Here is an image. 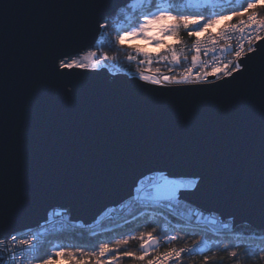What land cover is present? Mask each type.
I'll list each match as a JSON object with an SVG mask.
<instances>
[{"label":"snow or ice","instance_id":"6c2138e0","mask_svg":"<svg viewBox=\"0 0 264 264\" xmlns=\"http://www.w3.org/2000/svg\"><path fill=\"white\" fill-rule=\"evenodd\" d=\"M152 4L153 0H136L128 6L146 10L140 11L135 20L128 17V27L118 30L115 43L123 45L126 37L149 38L147 33L155 24L161 25L165 36H178L182 30L193 26L196 31L188 34L195 38L191 49L195 54L191 56V66L179 76L140 71L139 78L152 85H188L203 84L209 75L228 84L225 78L231 77L237 83L230 94L221 98L170 100L92 89L72 73L62 70L99 69L107 61L118 59L119 51L114 55L89 51L77 59L60 51V45L92 20L102 30L109 27L113 13L100 11L103 0H80L67 5L78 11L53 25L39 23L31 19L32 16L12 23V10L18 4L9 0L0 3V48L4 55L0 71V105L3 108L0 131L4 137L0 142V233L10 226L18 213L53 187L71 184L78 190H88L105 184L156 146H163L171 166L185 171L174 172L168 168L148 176L141 173L143 178H137L135 201L144 209L161 213L167 210L171 214L181 205L182 196L204 192L209 198L226 197L241 207L258 205L260 220L264 223V45L258 44L264 40L261 35L264 0H246V6L239 11L228 10L223 17L215 14L207 18L202 14H187L170 3L157 4L154 9ZM199 4L200 0H189L188 6L199 7ZM125 11L120 9L122 13ZM229 16L239 18L238 24L226 27L218 36L209 31L220 19ZM168 21L172 23H166ZM237 30L242 35L250 30L247 50L245 43L231 49L233 58L227 64L209 65L201 59L202 46L207 41H211L213 47L204 48L205 55L216 50L214 46L218 40H230L229 33ZM201 31L206 33L203 39L197 36ZM253 41L257 42L256 46ZM141 51L136 49L137 55ZM183 53V48L178 51L170 45L161 58L168 60L170 54L172 63L179 66L182 59L187 60ZM143 55L151 64L152 54L143 51ZM257 55L260 56L258 65L255 63ZM127 59L131 61L135 57L129 55ZM209 67L211 73L207 71ZM197 68L193 76V69ZM49 97L55 100L58 118L62 119L59 113H75L77 123L93 122L95 134L79 154L68 151L67 146L50 153L41 152L31 138L15 147L8 144L10 99L21 103L25 109L26 116L20 118V126H17L20 141H24L33 121L43 110V101ZM105 128L114 129V132L104 134ZM184 206L190 208L188 204ZM192 215L197 220L202 217V213ZM212 223L215 224V220ZM78 227L83 229L85 224L80 223ZM156 233V227L138 233H121L114 242L109 239L92 245L93 251H85V246H76L73 250L63 244L54 245L39 257L36 253L42 241L38 235L18 239L17 235L9 233L7 239L14 242L10 264H25L30 259L38 260V264H54L60 257L69 258L71 264H119L121 259H130L133 264H177L182 254L194 255L213 249L227 252L236 264L242 256L259 255L264 259V247L239 237L227 243L209 244L201 235L185 247L160 253V238ZM177 239V235L164 237L169 244ZM130 241L141 242L139 253L128 250ZM242 243L243 249L240 248ZM0 249H9L3 238H0ZM213 259V256L204 255L203 264H211Z\"/></svg>","mask_w":264,"mask_h":264},{"label":"water","instance_id":"95a60500","mask_svg":"<svg viewBox=\"0 0 264 264\" xmlns=\"http://www.w3.org/2000/svg\"><path fill=\"white\" fill-rule=\"evenodd\" d=\"M132 0H103L104 6L100 11L104 14L112 12L115 14L121 7L126 6ZM4 0H0L3 3ZM17 3L18 7L12 10V23H19L25 17L32 16L31 19L39 23L53 25L64 16L76 13L78 10L67 7V5L80 2V0H9ZM103 20L100 22L102 23ZM99 25L92 20L83 25L70 39L61 42L60 51L67 54H77L95 44L100 36ZM255 46L257 42L254 43ZM264 45V40L258 42ZM13 49L10 45L9 51ZM259 50V49H258ZM260 56L255 57L258 65ZM4 64L3 49L0 48V71ZM72 73L82 83L92 89L104 91H116L132 96H151L170 100L179 99H200V98H221L233 91V85L237 82L226 77L229 81L225 84L220 78L214 75L209 76V81L203 84L188 85H152L142 81L137 75L127 73L112 74L107 68L99 69H71L62 70ZM213 85H220L214 87ZM71 87V85H69ZM42 111L39 118L33 121V126L28 130L24 141H20L17 126H20V118L26 116L25 109L21 103L14 99L9 101L10 124L8 126V144L17 146L18 143H26L29 138L38 146L41 152H51L68 147V151H75L79 154L87 146L90 138L95 134V126L91 120L77 123L75 113H58L56 111L55 100L51 97L42 103ZM3 108L0 105V114ZM114 129L105 128L104 134ZM3 134L0 131V142H3ZM171 168L174 172H182L171 166L164 155L163 146L153 147L145 152L137 160L132 161L129 166L120 174L114 176L109 182L93 186L88 190H78L71 184L53 187L46 195L37 199L18 213L10 223V226L0 233V238H7L9 233L35 227L48 219L51 210L62 209L66 211L72 221L84 223L85 227L92 224L100 225L101 221L108 217H121L128 214L131 209L125 212H116L112 215H105L113 207L123 209L125 203L135 195L137 178L153 174L159 170ZM149 169L152 171L150 172ZM188 177H185L187 179ZM183 205L178 209L185 208V204L192 206L196 213H202V218L187 219L180 212L174 211L178 216L192 222L205 223L214 230H229L241 224H250L257 229H264L261 222L258 205L256 207H241L233 203L226 197L209 198L204 192H197L181 197ZM187 208V207H186ZM206 218V219H204ZM215 220V224L212 221ZM94 228V227H93ZM3 257L0 258L2 262Z\"/></svg>","mask_w":264,"mask_h":264},{"label":"trees","instance_id":"16d2710c","mask_svg":"<svg viewBox=\"0 0 264 264\" xmlns=\"http://www.w3.org/2000/svg\"><path fill=\"white\" fill-rule=\"evenodd\" d=\"M135 3V2H134ZM170 3L177 9L185 11L187 14H202L206 18L215 14H219L221 17L225 15L228 10L239 11L243 6H246V0H216L213 4H199V7H189L188 0H153L152 8L154 9L157 4ZM130 2L124 7L126 11L120 12V9L112 15L109 27L101 30L100 36L90 48L96 51L98 54L102 52H108L109 55H114L119 51V57L116 60H110L104 63L102 66L112 70H124L127 74H134L137 69L143 68L146 64H149L143 55V51H147L152 54L151 64L149 66L153 69L161 68L164 70L170 69L177 65L173 64L170 58L164 60L163 57L166 54V49L170 45H174L179 51L181 48L184 50V55L187 56V60L182 59L179 66L190 63L191 56L195 53L191 51L193 37L189 36V31H196L195 27L190 26L188 30H182L177 35L165 36V43L160 46L159 49L153 50L133 45L124 42L123 45H117L115 43L118 30L127 29L130 16L135 20L140 11L146 9L129 8ZM264 16V12L261 13ZM247 13L245 14V17ZM239 18L227 17V19H220L209 31H215L230 22L238 20ZM103 22V21H102ZM171 24V21H168ZM205 32H197V35ZM136 49H140L141 54L137 55ZM132 55L135 59L129 61L127 57ZM210 72L211 68H208ZM152 227L157 228V236L177 235L179 239L175 240L177 244L192 243L193 240H198L201 235L212 244L216 241H222L227 243L228 241H235L237 237L245 242H254L257 246L264 247V231L257 229L250 224H241L229 230H214L207 225L200 223H192L186 219L178 216L177 214L168 213L165 210L161 213L155 209H144L138 205L134 207L128 214L121 217H108L101 221V224L94 228L85 227L83 229L77 227H62L58 226L56 232L50 234L47 237L46 243L49 240L60 241L61 244L75 249L76 246H85V251H93L92 245L97 242H107L111 239L113 242L119 238L121 233H138L140 231L149 230ZM203 229V232L201 231ZM95 233V235H93ZM140 241H130L128 250L140 251ZM244 244L240 245V248H244ZM123 250V249H121ZM159 251V249H158ZM213 256L214 259L211 264H236V261L231 258L227 252H217L213 249L211 252L198 253L196 255L188 257L189 261H194L196 264H203V256ZM58 260L62 264H71V260L67 257H60ZM185 262V261H184ZM119 264H133L130 259H121ZM239 264H264V259L259 255L251 257H241Z\"/></svg>","mask_w":264,"mask_h":264},{"label":"built area","instance_id":"2783aa9c","mask_svg":"<svg viewBox=\"0 0 264 264\" xmlns=\"http://www.w3.org/2000/svg\"><path fill=\"white\" fill-rule=\"evenodd\" d=\"M238 21H239V19L235 20L233 22H230L227 25H225V26H223V27H221L215 31H210V32L213 34H216L218 36L219 33L221 32V30L225 29L226 27H231L234 24H238ZM249 32H250V30L246 31L243 35L239 32V30L232 32V33H229V35L231 37L230 40H228V41L218 40L214 46L216 50L215 51H209L205 55L204 48L211 49L213 47L212 42L207 41V43L202 46L201 59L204 60L205 62H207L209 65H211L212 63H215V62H222L224 64H227L229 62V60H231L233 58V52L231 51V49H235L240 43H245V46H246L245 50H247V40H248ZM261 35L264 36V31L261 32ZM197 36L203 39V38H205L206 33H202V34H199ZM194 40H195V38H194ZM194 40L192 42V47L194 44ZM254 43H255V41H253V46H255ZM225 44L228 45L227 48L224 47ZM190 66H191V64H186L183 66H175V67H171L170 69H167V70H164V69L159 70V73H157V70L151 71L148 69H142L141 71H144L146 74L151 72V73L158 74L161 76H163V75L179 76L182 74L184 69H186ZM209 68H211V67H209ZM197 71H198V69H193V76L196 75ZM138 76H139V73H138ZM179 212L187 219H189V218L195 219V216H193L192 214L196 213V212L193 209H189V208L185 207L183 209H180ZM56 213H62V215H56ZM79 224L80 223H78V222L72 221L66 211L56 208L55 210H51L49 212L48 219L45 222H43V223H41L35 227L15 232L14 234L17 235L18 239L28 238L31 235H38L42 241V243L40 245V250H41V246L46 243L48 235L56 232L58 226L69 227L71 225H75L77 228H79L78 227ZM97 226H99V224L98 225L92 224L91 226H88V227L93 228V227H97ZM167 236H170V235H167ZM158 237L160 238V245L158 248L160 253H163L164 251L169 250L171 248H182L188 244H191V243L177 244V243H175V241H172L169 244V243L165 242V240H164L165 236H158ZM3 239H5L6 243L9 244V249L8 250L0 249V258L3 257L2 264H10V256H11L10 249H11V246L14 242L9 241L7 238H3ZM196 254H198V253H196ZM196 254H194V255H196ZM36 256H38V257L40 256L39 252L36 253ZM41 256H43V255H41ZM190 256H193V255L182 254V256L178 259L177 264H196L194 261L186 260ZM25 264H38V260L30 259L28 261H25ZM54 264H62V263L58 259H55ZM137 264H139V262H137Z\"/></svg>","mask_w":264,"mask_h":264},{"label":"rangeland","instance_id":"374dc122","mask_svg":"<svg viewBox=\"0 0 264 264\" xmlns=\"http://www.w3.org/2000/svg\"><path fill=\"white\" fill-rule=\"evenodd\" d=\"M132 3H134V2H136V0H132L131 1ZM188 2H189V0H188ZM213 3H216V0H206V2H205V0H200V4H213ZM166 23H168V22H166ZM169 24V23H168ZM160 28H161V25L160 24H155V25H152L151 26V30L147 33V37H149V38H145V37H126L125 38V41L124 42H126V43H129V44H133V45H138V46H143L144 48L146 47L147 48V50H149V49H153V50H157V49H159L160 48V46H162L163 44L162 43H165V35L161 32V30H160ZM151 38H155V40H159V39H162L163 40V42L162 43H156L155 42V40L154 39H151ZM89 51H94V50H92L90 47H88L87 49H85V50H83V51H81V52H79V53H77V54H74V55H71L73 58H81V57H83V56H85L86 54H87V52H89ZM97 58H99V57H97ZM187 64H191V63H187ZM103 65V64H102ZM186 65V64H185ZM183 66V65H182ZM102 67H104V66H102ZM101 67V68H102ZM106 68V67H105ZM171 68V67H170ZM108 69V68H107ZM142 69H148V70H151V71H156L157 69H159V70H162L161 68H156V69H153V68H151L150 66H149V64H146V66H143V68L141 67V69H137V71L136 72H134V74H129V75H137L138 76V73L142 70ZM198 69V68H197ZM112 74H116V73H126L124 70H118V71H112V70H110V69H108ZM207 71H209V73H211L210 72V70L209 69H207ZM210 76V75H209ZM216 78H218L217 76H216ZM210 79L208 78V81H209ZM135 195H136V191H135ZM139 204L137 203V204H134L132 207H131V209L132 208H134V207H136V206H138ZM176 212H178L179 213V209L177 208L176 210H175ZM175 213V212H174ZM176 214V213H175ZM114 215V214H113ZM112 215V216H113ZM115 216V215H114ZM194 219V218H193ZM196 219V218H195ZM188 221V220H187ZM190 222V221H189ZM54 245H61V242L60 241H53V240H49L47 243H45V244H43L42 246H41V250L39 251V255L41 256V255H44L45 254V252H47L50 248H52V246H54Z\"/></svg>","mask_w":264,"mask_h":264},{"label":"bare ground","instance_id":"6f19581e","mask_svg":"<svg viewBox=\"0 0 264 264\" xmlns=\"http://www.w3.org/2000/svg\"><path fill=\"white\" fill-rule=\"evenodd\" d=\"M152 175V174H151ZM137 196V193L136 195L132 196L124 205V208L123 209H118L117 207H113L108 213H106L105 215H112V214H115L116 212H125V211H128L129 209H131V207L134 205V204H137L136 201H135V198ZM184 203H181V205H183ZM188 208V207H187ZM133 209V208H132ZM131 209V210H132ZM189 209H192V206H190ZM200 224L202 222H199ZM204 225H206L205 223H202ZM49 236V235H48Z\"/></svg>","mask_w":264,"mask_h":264}]
</instances>
